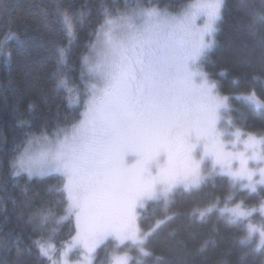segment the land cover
Returning a JSON list of instances; mask_svg holds the SVG:
<instances>
[{"label": "snow or ice", "instance_id": "obj_1", "mask_svg": "<svg viewBox=\"0 0 264 264\" xmlns=\"http://www.w3.org/2000/svg\"><path fill=\"white\" fill-rule=\"evenodd\" d=\"M223 8L224 0H196L176 16L155 8L115 14L105 9L82 57L81 76L90 83L81 118L52 138L30 135L12 163L14 176L55 172L64 177L67 215L56 223L74 215L76 235L60 252L50 243L34 242L50 264H71L68 256L75 246L91 264L96 248L106 242L112 243L110 264H132L126 245L152 256V235L173 217L158 219L142 231L138 209L148 201L167 207L177 189L199 190L216 177H227L229 189L260 195L259 209L236 202L229 191L223 201L215 197L193 208L192 215L201 221L213 212L227 216L245 230L241 244L258 232L257 250L264 248V227L249 222L251 213H264V135L221 129L222 111L231 110L230 97L219 93L217 82L200 66L215 44ZM56 15L71 44L77 21L60 8ZM12 38L15 34L9 33L7 39ZM69 50L58 49L61 64L67 63ZM57 76V87L66 89L70 102H78L68 78ZM235 98L264 111V97L255 89ZM52 215L51 210L41 213V224Z\"/></svg>", "mask_w": 264, "mask_h": 264}, {"label": "trees", "instance_id": "obj_2", "mask_svg": "<svg viewBox=\"0 0 264 264\" xmlns=\"http://www.w3.org/2000/svg\"><path fill=\"white\" fill-rule=\"evenodd\" d=\"M192 1L0 0V264H50L34 242L50 243L60 252L75 236L74 215L56 223L67 215L63 176L55 172L36 178L14 176L12 163L30 135L52 137L50 134L81 118L88 80L81 76L82 57L88 53L105 9L115 14L153 7L176 13ZM57 8L67 10L77 21L71 44L56 15ZM222 15L207 65L221 79L219 93L230 97L231 110L226 113L232 126L243 133L264 135V111L235 98L251 89L264 97V0H224ZM9 33L16 38L7 39ZM60 48H70L66 64L59 62ZM221 71L226 72L223 78ZM58 73L76 89L78 102H70L66 89L57 87ZM234 79L239 85L233 84ZM229 191L236 202L243 200L248 208L259 209L261 196L241 187L229 189L227 177L209 180L199 190L179 188L167 207L163 202H147L138 210L137 224L142 231L152 228L158 219H173L152 235V256H142L133 245L124 246L132 264H264V248L257 250L258 232L250 242L241 244L246 234L241 224L218 212L202 221L192 215L193 208L203 207L215 197L223 201ZM49 210L53 215L41 224L40 214ZM249 222L264 227L260 211L251 213ZM111 254L112 245L107 242L91 257L95 264H110Z\"/></svg>", "mask_w": 264, "mask_h": 264}, {"label": "rangeland", "instance_id": "obj_3", "mask_svg": "<svg viewBox=\"0 0 264 264\" xmlns=\"http://www.w3.org/2000/svg\"><path fill=\"white\" fill-rule=\"evenodd\" d=\"M196 2V0H194V1H192L191 3H189L187 6H184L183 8H181L178 12H176V13H170V12H168V10H160L159 8H155L156 10H158V11H160V12H167L168 14H170V15H174V16H176V15H181L185 10H188L189 9V6L190 5H192L193 3H195ZM151 8H153V7H145V8H133V9H137V10H139V9H151ZM132 9V10H133ZM173 12V11H172ZM202 19V21H200V22H198L199 24H202V22H203V18H201ZM218 25H219V23L217 24V28H218ZM216 35V34H215ZM214 39H215V36H214ZM213 48V47H212ZM210 52H211V50L207 53V55H206V59H207V61H208V57H209V55H210ZM207 61H205V60H202V62H201V68H202V70L204 71V72H206L207 74H208V76H209V79L210 80H215V78H216V76L214 75V73L212 72V70L210 69V67H208V65H207ZM208 64H210L209 63V61H208ZM87 79H88V77H87ZM90 83V81H89V79L87 80V86H86V90L83 92V95H85V97H86V93H87V89H88V84ZM221 94V93H220ZM222 95V94H221ZM228 103H229V105H230V101H228ZM229 113H230V111H228ZM221 115H222V117H223V120H222V122H221V129L223 130V129H225V128H228L229 130H231V131H235L236 129H238V128H235L234 126H229L228 124H227V121L230 119L229 118V115L226 113V111H222V113H221ZM240 130V129H239ZM241 131V130H240ZM242 132V131H241ZM243 133V132H242ZM50 135H54V134H50ZM254 135H256V134H254ZM256 136H258V135H256ZM38 137V136H37ZM53 137V136H52ZM52 137H49V138H52ZM28 140V138L26 139V140H24V142L22 143L23 145H22V148H21V151L18 153V155L16 156V158L14 159V161L18 158V156L20 155V153L23 151V149H24V147H25V144H26V141ZM34 151L35 150H38V149H36V148H34L33 149ZM250 167H251V165H250ZM23 175H26V176H28V174L27 173H22ZM50 174V173H49ZM48 174H46V175H33V176H31L30 178H36V177H43V176H47ZM29 177V176H28ZM63 179H64V177H63ZM259 189V188H258ZM149 202V201H148ZM147 203V202H146ZM146 203H145V205H146ZM148 204V203H147ZM139 210V209H138ZM138 216H139V213H138ZM261 217L262 218H264V213H261ZM75 235H76V233H74ZM73 234V235H74ZM70 243V242H69ZM68 243V244H69ZM107 243V242H106ZM105 243V244H106ZM110 245H112V243H110V242H108ZM67 244V245H68ZM67 245L66 246H64L60 251H62L65 247H67ZM78 249H79V246H75V247H73V249L69 252V256H68V258L70 259V261H71V264H89V261H87L86 263L84 262V261H82L81 260V258H84L85 259V255H84V252H83V250L82 249H79V251H78ZM73 254H74V256H73ZM73 256V257H72ZM57 259H60L59 257H57ZM86 260V259H85ZM90 260H91V264H95V259H93L92 257H90ZM80 261V262H79ZM98 264H102V263H100V262H98Z\"/></svg>", "mask_w": 264, "mask_h": 264}, {"label": "flooded vegetation", "instance_id": "obj_4", "mask_svg": "<svg viewBox=\"0 0 264 264\" xmlns=\"http://www.w3.org/2000/svg\"><path fill=\"white\" fill-rule=\"evenodd\" d=\"M207 64H208V62H207ZM225 73H226V72H225ZM219 76H220L221 78H223V77L226 76V75L221 76L220 73H219ZM213 81L217 82V84H218V83H220L221 79L217 76V77L215 78V80H213Z\"/></svg>", "mask_w": 264, "mask_h": 264}]
</instances>
